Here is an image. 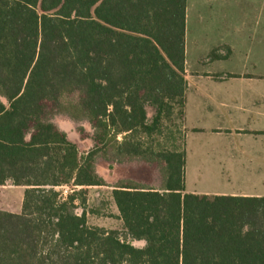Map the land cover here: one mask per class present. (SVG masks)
I'll return each mask as SVG.
<instances>
[{
  "label": "trees",
  "instance_id": "obj_1",
  "mask_svg": "<svg viewBox=\"0 0 264 264\" xmlns=\"http://www.w3.org/2000/svg\"><path fill=\"white\" fill-rule=\"evenodd\" d=\"M186 19L187 0H0V186L25 187L0 209V264H264V196L187 192L165 133L185 117ZM58 114L89 122L87 150ZM99 161L161 168L159 188L113 189L124 236L88 223Z\"/></svg>",
  "mask_w": 264,
  "mask_h": 264
},
{
  "label": "crops",
  "instance_id": "obj_2",
  "mask_svg": "<svg viewBox=\"0 0 264 264\" xmlns=\"http://www.w3.org/2000/svg\"><path fill=\"white\" fill-rule=\"evenodd\" d=\"M224 4L225 0H200ZM186 19V73L187 91L184 127L186 140L191 135L217 136L225 139L240 137L246 149L248 141L259 143L254 155L264 162V0L253 2L257 9L254 21H221L220 14L212 13L205 21L200 10L195 33L188 34ZM203 30L212 36L204 37ZM218 50L219 57L210 54ZM230 163H237V153H228ZM252 166L254 161H244ZM264 173V165L255 169ZM3 185L1 187H5ZM209 194V193H203ZM225 194V193H213ZM231 195L264 196L261 193L241 191Z\"/></svg>",
  "mask_w": 264,
  "mask_h": 264
},
{
  "label": "rangeland",
  "instance_id": "obj_3",
  "mask_svg": "<svg viewBox=\"0 0 264 264\" xmlns=\"http://www.w3.org/2000/svg\"><path fill=\"white\" fill-rule=\"evenodd\" d=\"M204 1V0H203ZM226 3L220 5L212 1L200 4V0H189L188 9V34L189 37L195 33L196 23L200 10L205 21L212 19L215 13L220 14L221 21H254L257 19V9L253 7L254 0H225ZM257 1V0H255ZM213 13V15H212ZM264 20V15L262 17ZM204 37L212 36L208 31L203 30ZM150 115L153 109L149 108ZM52 121L63 131H66L72 141H78L81 150L85 151L92 145L90 140L81 141L77 128L83 126L89 132L92 127L86 120L76 121L65 114H58ZM170 131H166L169 136L174 132L177 144L185 145L186 159L184 167L185 189L190 193H225L232 194L241 191L249 193L264 194V173L255 172L259 166H263L262 158L250 155L259 152V143L251 140L249 149H246L240 137L225 139L217 136L191 135L185 144L187 129L184 122L177 119L169 125ZM167 138V137H165ZM165 138H162L165 139ZM177 138V139H176ZM180 138V139H179ZM170 143L173 135L166 139ZM244 149L250 151L246 157L243 155ZM237 153V163H230L228 153ZM253 160L252 166H247L244 161ZM97 172L104 179L103 186L84 187L87 198V218L92 226H101L107 229H116L124 236L123 222L119 217L118 208L112 197L115 186L121 182L140 183L149 187L159 188L162 184V173L160 166L146 164L115 165L111 170L109 163L99 161ZM65 197L75 189L72 184L63 185L57 188ZM25 187L7 184L0 186V209L20 212L22 209ZM79 213L82 212L80 208ZM136 246H143L144 242L131 240Z\"/></svg>",
  "mask_w": 264,
  "mask_h": 264
}]
</instances>
